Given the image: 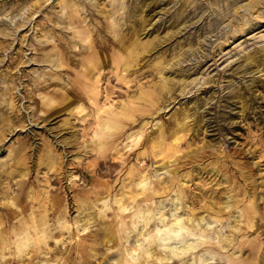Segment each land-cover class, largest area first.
<instances>
[{
    "label": "rangeland",
    "instance_id": "1",
    "mask_svg": "<svg viewBox=\"0 0 264 264\" xmlns=\"http://www.w3.org/2000/svg\"><path fill=\"white\" fill-rule=\"evenodd\" d=\"M131 254L264 264V0H0V264Z\"/></svg>",
    "mask_w": 264,
    "mask_h": 264
},
{
    "label": "bare ground",
    "instance_id": "2",
    "mask_svg": "<svg viewBox=\"0 0 264 264\" xmlns=\"http://www.w3.org/2000/svg\"><path fill=\"white\" fill-rule=\"evenodd\" d=\"M119 5V4H118ZM113 7H114V4H113ZM140 23V22H139ZM57 60V59H56ZM65 71V70H64ZM72 174V173H71ZM133 178V177H132ZM166 185V184H165ZM136 189V188H135ZM126 193V192H125ZM163 193H164V191H163ZM176 196V195H175ZM153 199V198H152ZM170 201V200H169ZM129 202V201H128ZM126 203V202H125ZM86 205V204H85ZM83 207V206H82ZM138 207V206H137ZM87 208V207H86ZM184 208V207H183ZM219 208V207H218ZM161 209V208H160ZM116 211V210H115ZM161 212V211H160ZM89 213V212H88ZM133 213V212H132ZM141 213H142V210H141ZM246 213H247V211H246ZM252 213V212H251ZM139 214V213H138ZM137 214V215H138ZM180 215V214H179ZM198 215V214H197ZM245 215V214H244ZM251 215V214H250ZM249 215V216H250ZM148 216H149V214H148ZM246 216V215H245ZM196 217V216H195ZM147 218V217H146ZM167 218V217H166ZM133 219V218H132ZM136 219V218H135ZM134 219V220H135ZM144 220H148V219H144ZM249 220V219H248ZM195 221V220H194ZM105 223V222H104ZM110 223V222H109ZM132 223V222H131ZM129 224V223H128ZM180 224V223H179ZM194 224V223H193ZM250 224V223H249ZM125 225V224H124ZM174 225V224H173ZM181 225H182V227L184 226L185 228L186 227H190V224H188V225H186V224H183L182 222H181ZM248 225V224H247ZM126 226V225H125ZM192 226V225H191ZM101 227V226H100ZM143 227V226H142ZM146 227V226H145ZM174 227V226H173ZM172 227V228H173ZM178 227V226H177ZM107 228V227H106ZM126 229H127V227H126ZM119 230V229H118ZM122 230V229H121ZM173 230V229H172ZM84 231V230H83ZM125 231V230H124ZM93 233V232H92ZM179 234V233H178ZM152 235V234H151ZM44 236V235H43ZM75 237V236H74ZM121 237V236H120ZM15 238V237H14ZM29 239H30V236L28 235V236H23V237H21L20 239H19V241H18V243H17V248H18V252L19 253H21L24 249H25V247L27 246V242L29 241ZM41 239H43V237H39V236H36L35 237V240L37 241H39V240H41ZM125 239V238H124ZM149 241H153V236H150L149 237V239H148ZM104 241V240H103ZM156 241V240H155ZM181 241V240H180ZM185 241V240H184ZM43 242V241H42ZM211 242V241H210ZM53 243V242H52ZM242 243V242H241ZM4 245V244H3ZM3 247V246H2ZM131 249H134V250H136V247H133V248H131ZM142 249V247H140V250ZM81 250V249H80ZM138 250V249H137ZM155 250V249H154ZM101 251V250H100ZM170 252V251H169ZM173 254V253H172ZM27 256H29V255H27ZM103 257V256H102ZM47 258V257H46ZM81 258V257H80ZM191 258V257H190ZM26 260V259H25ZM119 262L117 263V264H138L135 260H134V257H133V255L131 254V257L130 258H123V259H119L118 260ZM43 263V262H42ZM140 263V262H139ZM104 264V263H103ZM202 264V263H201Z\"/></svg>",
    "mask_w": 264,
    "mask_h": 264
}]
</instances>
